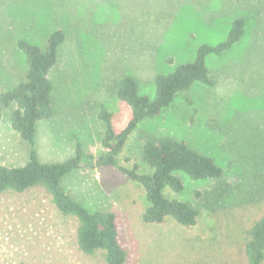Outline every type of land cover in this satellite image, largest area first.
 <instances>
[{"label": "rangeland", "instance_id": "obj_1", "mask_svg": "<svg viewBox=\"0 0 264 264\" xmlns=\"http://www.w3.org/2000/svg\"><path fill=\"white\" fill-rule=\"evenodd\" d=\"M239 16L246 21L242 38L207 58L212 84L192 85L158 116L138 124L150 135L183 140L222 168L219 179L182 176L181 192L164 190L199 209L195 224L183 226L172 218L143 222L148 205L143 188L111 166H83L62 180L89 210L116 213L119 239L128 251L125 264H244L247 229L264 208V0H182L172 6L163 0H0V92L25 77L18 39L43 48L53 31L65 34L48 72L53 114L37 123L34 136L42 162L75 155L76 141L85 151L101 153L100 107L111 112L116 131L131 117L113 90L116 79L131 74L142 93L153 95L155 74L193 60L200 44L223 40ZM14 107L0 110V165H21L30 157L29 144L9 123ZM140 145L135 130L117 161L148 172ZM218 185L224 188L219 198L207 194ZM40 196L44 205L30 193L0 200V264H105L100 254L75 250L61 230L71 223H58L54 208Z\"/></svg>", "mask_w": 264, "mask_h": 264}, {"label": "trees", "instance_id": "obj_2", "mask_svg": "<svg viewBox=\"0 0 264 264\" xmlns=\"http://www.w3.org/2000/svg\"><path fill=\"white\" fill-rule=\"evenodd\" d=\"M178 1L182 2L163 0L167 6ZM245 25L244 17H235L223 40L215 44L202 43L197 47L193 60L178 63L168 72L155 74L152 80L153 95L142 93L138 79L124 73L114 81L112 87L118 99L131 110L126 125L116 131L112 126L111 112L102 105L98 112L104 125L101 153L94 155L85 151L81 142L76 141L75 155L57 162L40 161L33 145L37 123L53 114V86L48 72L57 62L58 49L65 34L61 29L53 31L43 48L18 39L17 46L27 65L25 77L10 89L0 92V110L15 105L10 111L9 123L12 130L29 144L30 157L21 165H0V200L7 196L30 193L38 199L39 205H44L38 197L41 194L40 197L46 198L54 208L58 223H71V228L61 227V230L71 239L75 250L88 256L100 254L105 264H125L128 259V251L119 239L116 213L107 209L89 210L67 192L62 186V180L71 171L83 166L114 167L143 188L148 202L140 216L143 222L160 223L166 218H172L183 226L195 224L199 209L188 201L166 196L164 190L181 192L184 187L182 176L192 180L219 179L222 168L210 156L197 151L183 140L168 135H150L138 129V124L158 116L179 93L192 85H211L207 58L231 49L242 38ZM135 130L141 143L139 156L149 167L148 172H139L136 164L128 168L117 161V154ZM223 189L222 185H218L207 191V194L219 198ZM241 252L244 264H262L264 208L247 229V238ZM20 264H27V260Z\"/></svg>", "mask_w": 264, "mask_h": 264}]
</instances>
